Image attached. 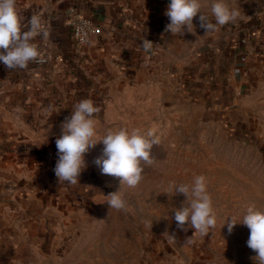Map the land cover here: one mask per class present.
Wrapping results in <instances>:
<instances>
[{
    "label": "rangeland",
    "instance_id": "1",
    "mask_svg": "<svg viewBox=\"0 0 264 264\" xmlns=\"http://www.w3.org/2000/svg\"><path fill=\"white\" fill-rule=\"evenodd\" d=\"M260 2L227 0L238 10L237 19L208 34L199 26V14L191 32L165 31L154 41L153 56L160 57L154 74L148 68L138 77L128 67L117 72V96L94 117L96 139L123 127L152 128L160 136L152 163L142 162L143 179L136 187L101 174L94 161L103 154L102 142L85 154L86 168L76 184L59 183L55 176L56 143L36 145L34 170L6 191L7 202L19 207L10 209V218H0V231L11 233L7 242L16 241L21 249L18 264H254L248 227L237 224L230 234L224 223L230 217L242 220L249 206L264 210V68L251 76L236 102L195 91L193 79L208 76L213 92L214 69L221 75L225 70V62L216 59L243 40ZM202 4L201 12L214 22L212 0ZM201 174L217 215L208 235L177 229L172 211L186 197L170 195L173 184L191 183ZM117 191L126 210L107 203Z\"/></svg>",
    "mask_w": 264,
    "mask_h": 264
},
{
    "label": "crops",
    "instance_id": "2",
    "mask_svg": "<svg viewBox=\"0 0 264 264\" xmlns=\"http://www.w3.org/2000/svg\"><path fill=\"white\" fill-rule=\"evenodd\" d=\"M260 1L259 15L246 27L243 40L232 42L224 55L220 53L216 59L225 62V70L221 75L219 67L214 69L217 80L213 92L211 84L208 86L209 77L203 75L193 79L198 83L195 91L225 95L236 102L242 89L249 87L251 76L263 70L264 0ZM170 2L17 0L23 28L27 29L31 16L38 14L48 32L47 38L38 36L35 40L39 56L52 53L60 56L61 61L44 67L30 62L27 68L16 70H9L0 62V218H10V209L15 211L19 207L15 209L16 202H7L10 183L17 186L23 174L34 170L30 160L36 159V145L55 143L73 105L89 98L100 111L105 110L110 98L117 96V72L121 68L134 70L137 77L143 68H148V74L155 73L154 63L160 57L153 56V50L146 53L141 45L144 39L157 41L163 36L170 22L165 15ZM72 8L101 28L90 47L79 48L72 38L68 26ZM242 57L246 60L242 61ZM49 106L53 110L46 112ZM49 152L54 158L53 150ZM10 236V232L0 231V264H18L21 260L17 242H7ZM8 248L13 250L11 255L3 251Z\"/></svg>",
    "mask_w": 264,
    "mask_h": 264
},
{
    "label": "clouds",
    "instance_id": "3",
    "mask_svg": "<svg viewBox=\"0 0 264 264\" xmlns=\"http://www.w3.org/2000/svg\"><path fill=\"white\" fill-rule=\"evenodd\" d=\"M202 6V0H171L165 12L170 21L165 31L173 35L185 30L191 32L193 19L199 14V26L208 34L236 20L239 15L227 0H212L213 22L201 12ZM28 25L27 29L23 28L17 0H0V62L9 70L25 69L30 62L36 61L40 52L35 40L38 36H48L40 15L33 14ZM153 45L144 39L141 47L147 53L151 52ZM72 109V114L61 125V135L55 141L58 159L53 171L59 183L76 184L86 168L85 154L102 142L103 154L94 161L101 174L120 178L122 186L136 187L143 179L142 162L152 163L151 151L160 143L157 131L152 128L123 127L110 129L97 140L94 117L100 109L96 103L85 98L73 105ZM52 110V106H49L45 111ZM172 189L170 195L182 194L186 197L182 206L172 211L177 229L186 232L192 228L201 235H208L210 230L215 229L217 215L206 176L196 175L191 183L173 184ZM107 197L111 209L126 210L127 201L122 198L121 191L110 193ZM225 224L230 234L237 224L248 227L250 235L247 246L257 254L252 260L254 264H264V210L249 206L242 220L238 222L236 217H230ZM191 239L188 238L186 243H190Z\"/></svg>",
    "mask_w": 264,
    "mask_h": 264
},
{
    "label": "built area",
    "instance_id": "4",
    "mask_svg": "<svg viewBox=\"0 0 264 264\" xmlns=\"http://www.w3.org/2000/svg\"><path fill=\"white\" fill-rule=\"evenodd\" d=\"M68 26L70 27L72 38L79 48L90 47L93 43L94 38L101 34L100 26L96 25L76 8H72L69 11ZM151 41L154 45L152 50L157 49L153 40ZM245 43H249L245 41ZM246 58L242 57V61ZM61 61V57L52 53L42 54L36 61H33V65L36 67L50 66L54 63Z\"/></svg>",
    "mask_w": 264,
    "mask_h": 264
}]
</instances>
